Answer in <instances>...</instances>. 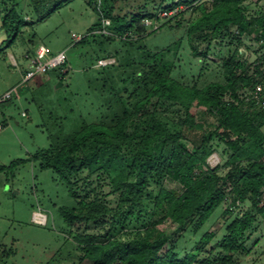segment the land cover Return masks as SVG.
I'll list each match as a JSON object with an SVG mask.
<instances>
[{"label": "rangeland", "instance_id": "obj_1", "mask_svg": "<svg viewBox=\"0 0 264 264\" xmlns=\"http://www.w3.org/2000/svg\"><path fill=\"white\" fill-rule=\"evenodd\" d=\"M60 2L62 7L50 14L55 0H0V124L4 125L0 131V166H6L5 170H0V264H93L84 257L75 236L78 233H99L103 238L105 229L96 228L92 223L69 225L61 211L63 207H82L86 178L92 181L88 201L97 199L109 207L107 221L115 212L126 213L118 217L119 223L110 237L132 242L151 231L154 234L163 232L169 238L159 252L160 257L169 253L180 261L188 255H195L192 264H200L204 259H218L219 263L225 255L221 252V242L228 233L227 227L247 210L253 209L251 200L234 206V196L228 195L198 231L194 222L182 227L172 220L157 223L163 212L153 201L159 184L151 170L154 161L149 157L154 160L161 155L167 157L171 147H153L141 142L140 138L141 129L153 113L172 133L183 134L185 138H181L180 143L194 150L202 134L211 135L217 130V117L198 100L191 102L193 126L187 124L186 109L177 102L153 97L139 112L136 111L144 104L153 86L154 74L197 89L213 83L227 84L224 61L237 53L239 58L247 61L249 74L253 75V63L264 54L256 34H246L239 39L235 27L226 32L224 38L206 37L208 31L191 34V23L212 9L215 0ZM35 6L46 15V20L37 21ZM241 6L251 18L264 12V0H243ZM13 7L24 25L16 40L9 43L2 24ZM112 7L118 14L138 13L142 19L137 27L120 36L109 28ZM144 13L152 17L148 18ZM98 22L102 27L95 30V36L91 35L90 28ZM41 44L55 52L66 50L69 72L60 79V70L55 69L44 76V83L22 85L29 68L25 55ZM102 58L114 61L100 65ZM10 91L11 98L2 101ZM236 93L239 94L240 89ZM223 100L236 102L231 90ZM5 101L12 103L6 104ZM126 114L130 116L127 132L131 140L117 152L110 172L88 176L85 170L81 174L82 179L76 182L79 197L69 193L68 184L58 174L40 168V162L33 159L39 150L73 136L87 124L113 126ZM218 133L229 141L235 139L228 130L220 128ZM209 147L213 152L202 169L216 168L222 175L229 172L232 165H228V160L234 150L218 135L212 137ZM137 153L140 156L130 181L145 179L148 188L141 201L134 202L130 208L128 200L118 192H111L110 180L127 175ZM21 159L25 162L9 167ZM262 161L264 163V157ZM240 165L248 166L249 163L241 161ZM163 182L172 189L181 190L177 182L167 178ZM262 198L264 204V195ZM228 209L229 214L226 213ZM38 213L42 214L40 218L45 219V224L35 219ZM210 231L215 233V238L197 253L195 245ZM227 261V264H264V218L260 214H256L253 229L246 233L244 247Z\"/></svg>", "mask_w": 264, "mask_h": 264}, {"label": "trees", "instance_id": "obj_2", "mask_svg": "<svg viewBox=\"0 0 264 264\" xmlns=\"http://www.w3.org/2000/svg\"><path fill=\"white\" fill-rule=\"evenodd\" d=\"M60 0H55L54 8L48 13L52 14L56 9L62 7ZM243 0H215L214 6L196 19L190 25V33L208 31V36L224 38L225 33L232 27L236 28V37L241 38L246 34H256L258 41L263 40L261 48L264 50V12L258 17H248L242 9ZM34 12L38 15L37 21L46 20V15H42V10L36 6ZM47 13V14H48ZM148 18L149 13H144ZM112 17L109 28L116 34L122 36L137 27L141 21L140 14L132 15L118 14L112 7L109 12ZM24 21L18 16L16 7L9 10L3 19L2 28L6 32L9 43H13L22 30ZM101 22L96 23L91 35H96L95 30L101 28ZM139 28H137L138 30ZM138 31H141L140 29ZM255 71L249 74L247 61L238 57L237 53L224 61L227 84L213 83L204 89L190 88L180 84L175 79L154 74L155 80L149 91L144 104L139 105L136 112H139L145 104L149 103L153 97L177 102L183 105L187 112V124L193 126V112L190 110L191 102L198 100L199 104L207 107L210 114L215 115L219 121V126L214 135H218L225 140L234 150V154L229 158L228 165L231 169L226 174H219L217 169L208 171L202 168L207 164V158L213 152L209 147V141L213 134H202L199 144H195V149L190 150L180 143L185 136L181 133H172L164 122L158 120L154 114L150 115L149 121L141 129V142L151 144L153 147L161 145L169 146L171 151L169 156H160L158 159L151 158L155 180L159 184V191L153 197L155 206L162 209L163 215L156 221L163 223L172 220L180 227L189 222H194L195 230L198 231L214 214V212L232 194L233 205L241 206L247 199L251 200L253 209L247 210L241 217L235 219L228 227V233L224 236L221 247L222 256L218 259H204L200 264H227V258L244 247L246 233L253 229L256 214L264 218V109L254 101L245 102L237 94L244 88L250 87L256 81L264 78V54L253 63ZM232 91L236 102H226L224 95ZM6 102V101H5ZM12 102H6L11 104ZM130 116L119 117L118 122L113 125L104 123H91L85 125L73 136L64 140L60 139L48 148L39 150L34 156L35 161L40 162V168L51 169L60 176L69 186V193L73 197H79L76 182L85 170L88 176L97 172H110L114 159L122 149L124 143L131 140L127 132ZM222 128L233 134L235 139L229 141L226 136L218 133ZM140 154L137 153L132 161V168L127 175L115 176L110 180L111 192H118L125 200H128L129 207L134 206V202L141 201L143 193L148 188V182L130 181L133 169ZM241 161L249 163L248 166L240 165ZM25 160L12 162L9 167H14ZM6 166H0V170H5ZM164 178L177 182L181 190L170 188ZM140 180V178H138ZM83 188L84 195L79 209L63 207L61 209L69 225L78 223L86 225L92 223L94 227L105 229L104 237L98 233H78L75 240L82 246L84 257L93 264H192L195 255H188L178 261L177 256L167 253L165 257H160L159 252L168 240V236L163 232L154 234L152 231L143 237L132 242L123 241L110 237L109 234L117 226L118 217L126 213L115 212L111 220L105 219L109 207L97 199L88 201L92 185L90 179H85ZM131 196V198H129ZM147 197L152 198L151 195ZM86 208H89L86 212ZM227 214L231 213L228 209ZM215 238L214 232H206L195 245V251L201 253ZM229 252V255L226 253Z\"/></svg>", "mask_w": 264, "mask_h": 264}, {"label": "built area", "instance_id": "obj_3", "mask_svg": "<svg viewBox=\"0 0 264 264\" xmlns=\"http://www.w3.org/2000/svg\"><path fill=\"white\" fill-rule=\"evenodd\" d=\"M260 45L263 44V40L259 41ZM25 58L28 62L29 68L26 70L22 85H28L31 81L44 77L55 69L60 70L59 77L64 79L69 72L68 67V55L66 50L55 52L49 46L41 44L34 49L33 52L27 53ZM113 59L107 60L102 58L99 61L100 65H107L113 63ZM264 71V67L262 68ZM240 98L245 102L254 101L258 106L264 109V78L256 81V83L250 87L244 88L240 91ZM12 92H8L2 101L7 98H11ZM3 128V124H0V131ZM41 213L35 215V219L38 222L45 224V219H41Z\"/></svg>", "mask_w": 264, "mask_h": 264}, {"label": "crops", "instance_id": "obj_4", "mask_svg": "<svg viewBox=\"0 0 264 264\" xmlns=\"http://www.w3.org/2000/svg\"><path fill=\"white\" fill-rule=\"evenodd\" d=\"M34 50H32V52H33ZM14 63L15 64H18V62L17 61H15L14 60ZM43 78V79H42ZM46 81V79H44V77H41V79H39V78H37V79H35V80H33V81H31L30 83H29V86H33V85H36L38 82H40V83H44ZM19 96V95H18ZM20 97V96H19ZM18 97V98H19ZM4 126V125H3ZM3 129V128H2ZM264 133V132H263Z\"/></svg>", "mask_w": 264, "mask_h": 264}]
</instances>
